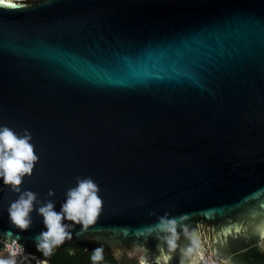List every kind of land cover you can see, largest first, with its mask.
Listing matches in <instances>:
<instances>
[{
    "label": "water",
    "instance_id": "95a60500",
    "mask_svg": "<svg viewBox=\"0 0 264 264\" xmlns=\"http://www.w3.org/2000/svg\"><path fill=\"white\" fill-rule=\"evenodd\" d=\"M13 4L0 6V131L28 137L37 159L18 191L0 176V239L44 264L99 247L180 264L193 241L202 261L264 264V0ZM86 179L96 221L62 220L71 239L45 256L39 209L61 212ZM27 192L20 230L8 210Z\"/></svg>",
    "mask_w": 264,
    "mask_h": 264
},
{
    "label": "clouds",
    "instance_id": "9594fccd",
    "mask_svg": "<svg viewBox=\"0 0 264 264\" xmlns=\"http://www.w3.org/2000/svg\"><path fill=\"white\" fill-rule=\"evenodd\" d=\"M0 6L15 7L13 0H0ZM27 140L28 137L17 138L6 127L0 131V176H2L3 184L12 185L13 190L16 191H18L17 186L21 183V176L31 173L33 162L37 159L34 155L33 147ZM97 191V186L90 179L82 180L75 189L68 192V198L61 206V212L53 211L51 203L41 207L39 213L44 217L47 231L41 233V240L37 244V250L47 256L51 254L53 248L61 245L66 238L71 239V235L66 232V228H70L72 225L62 224V220L72 221L73 224L79 223L82 229L92 225L96 221L102 207V201L96 194ZM24 195L27 196V199L24 198ZM24 195L18 201L12 203L8 210L9 220L20 230H24L29 226L30 221L27 217L32 208V201L35 198L31 192H27ZM161 226L165 227L163 224ZM166 227L172 233V238L168 241L170 249H175V221H169ZM258 243L264 246V239H260ZM0 244L7 250V258H5V254H0V264H17L16 257L22 252L17 241L14 238L9 240L5 234L0 239ZM196 244L197 242L193 241V246L180 250V264H200L203 256L201 251L195 246ZM93 251L92 260L94 262L103 259L102 247ZM154 259L155 264L158 261L168 264L171 259V253L162 252ZM37 264H41V260L37 261ZM139 264H147L143 255L139 259Z\"/></svg>",
    "mask_w": 264,
    "mask_h": 264
},
{
    "label": "trees",
    "instance_id": "16d2710c",
    "mask_svg": "<svg viewBox=\"0 0 264 264\" xmlns=\"http://www.w3.org/2000/svg\"><path fill=\"white\" fill-rule=\"evenodd\" d=\"M123 258L122 256H112L111 254H106L103 253V259L100 260L99 262L97 261H93L92 260V255L88 254L87 256V264H119V262L117 263L118 259ZM124 260L122 261L123 264H138L137 259H135L134 263H132V258L126 260L125 258L121 259Z\"/></svg>",
    "mask_w": 264,
    "mask_h": 264
},
{
    "label": "built area",
    "instance_id": "2783aa9c",
    "mask_svg": "<svg viewBox=\"0 0 264 264\" xmlns=\"http://www.w3.org/2000/svg\"><path fill=\"white\" fill-rule=\"evenodd\" d=\"M0 250L7 253V250L4 248L2 244H0ZM35 257V254H28V253H20L17 257V264H37V259H33ZM43 264V262H41ZM200 264H215L212 261H202Z\"/></svg>",
    "mask_w": 264,
    "mask_h": 264
},
{
    "label": "flooded vegetation",
    "instance_id": "af4514ba",
    "mask_svg": "<svg viewBox=\"0 0 264 264\" xmlns=\"http://www.w3.org/2000/svg\"><path fill=\"white\" fill-rule=\"evenodd\" d=\"M258 252L259 253H262V254H264V247L263 248H261L260 247V244L258 243ZM88 254H91L92 256L94 255V252H84L83 253V255H82V264H87V256H88ZM6 258V257H5ZM120 259V258H119ZM118 259V260H119ZM126 259V258H125ZM122 261H124V260H119V261H117V263L119 262H122ZM97 262H99V261H97ZM42 264V263H41ZM44 264V263H43Z\"/></svg>",
    "mask_w": 264,
    "mask_h": 264
},
{
    "label": "snow or ice",
    "instance_id": "6c2138e0",
    "mask_svg": "<svg viewBox=\"0 0 264 264\" xmlns=\"http://www.w3.org/2000/svg\"><path fill=\"white\" fill-rule=\"evenodd\" d=\"M258 232H259V235H260V238L261 239H264V225H262V226H260L259 228H258ZM157 264H162V262H157Z\"/></svg>",
    "mask_w": 264,
    "mask_h": 264
},
{
    "label": "rangeland",
    "instance_id": "374dc122",
    "mask_svg": "<svg viewBox=\"0 0 264 264\" xmlns=\"http://www.w3.org/2000/svg\"><path fill=\"white\" fill-rule=\"evenodd\" d=\"M260 247L263 248L264 246H261V245H260ZM115 256H119V255H115ZM123 258H126V260L132 258V263H134L135 259H137L136 257L133 258V256H131V257H123ZM123 258H121V259H123ZM121 259H119V260H121ZM119 260H118V261H119ZM119 264H123V263L120 262Z\"/></svg>",
    "mask_w": 264,
    "mask_h": 264
}]
</instances>
